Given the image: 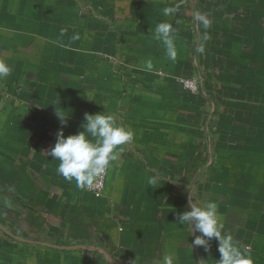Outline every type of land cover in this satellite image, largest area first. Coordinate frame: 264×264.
<instances>
[{
	"label": "crops",
	"instance_id": "1",
	"mask_svg": "<svg viewBox=\"0 0 264 264\" xmlns=\"http://www.w3.org/2000/svg\"><path fill=\"white\" fill-rule=\"evenodd\" d=\"M0 61V264H218L177 219L208 202L264 264V0H0ZM102 112L132 139L95 195L48 153Z\"/></svg>",
	"mask_w": 264,
	"mask_h": 264
},
{
	"label": "clouds",
	"instance_id": "2",
	"mask_svg": "<svg viewBox=\"0 0 264 264\" xmlns=\"http://www.w3.org/2000/svg\"><path fill=\"white\" fill-rule=\"evenodd\" d=\"M178 6L166 7L163 15L169 16L176 13ZM194 19L207 28L211 21L206 15L195 13ZM157 39L162 42L166 49L167 57L175 61L177 49L175 44V29L171 23H158L155 30ZM74 40L79 39L76 35ZM144 67L147 71H152L153 63L149 59ZM11 68L0 61V79L8 76ZM58 113V112H57ZM62 125L66 126V119L58 113ZM84 121L81 125L83 131H78L75 135L65 136L61 129L57 133V140L49 151L48 155L52 159L58 160V173L67 181H75L80 189H90L97 179L108 169L110 162L115 161L122 151L120 146L125 145L132 139V133L118 126L112 115L85 113ZM150 183L156 184L157 178H151ZM217 204L208 202L201 206H192L191 211H185L177 216L180 224L190 226L195 221V232L201 235L196 236L193 241L194 246H200L207 251L209 241H218V251L221 258L218 264H253L250 258L244 256L231 236L222 234L221 225L218 223L216 215ZM163 264H173V256L166 255Z\"/></svg>",
	"mask_w": 264,
	"mask_h": 264
},
{
	"label": "built area",
	"instance_id": "3",
	"mask_svg": "<svg viewBox=\"0 0 264 264\" xmlns=\"http://www.w3.org/2000/svg\"><path fill=\"white\" fill-rule=\"evenodd\" d=\"M186 86L189 88H196L195 84L192 82H187ZM108 173H109V167H108V169H106L105 173L97 179L94 186L92 188L88 189V191H90L91 193H93L95 195H101L102 192L104 191V188L106 185Z\"/></svg>",
	"mask_w": 264,
	"mask_h": 264
}]
</instances>
